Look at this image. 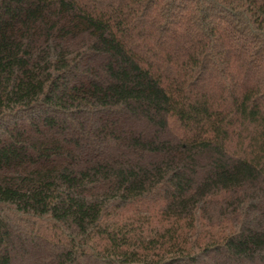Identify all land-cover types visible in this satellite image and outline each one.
Here are the masks:
<instances>
[{
    "label": "trees",
    "instance_id": "1",
    "mask_svg": "<svg viewBox=\"0 0 264 264\" xmlns=\"http://www.w3.org/2000/svg\"><path fill=\"white\" fill-rule=\"evenodd\" d=\"M0 264H264V0H0Z\"/></svg>",
    "mask_w": 264,
    "mask_h": 264
}]
</instances>
